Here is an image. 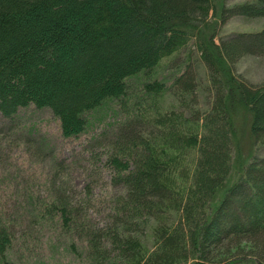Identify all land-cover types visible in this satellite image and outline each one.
I'll use <instances>...</instances> for the list:
<instances>
[{"label": "trees", "instance_id": "obj_1", "mask_svg": "<svg viewBox=\"0 0 264 264\" xmlns=\"http://www.w3.org/2000/svg\"><path fill=\"white\" fill-rule=\"evenodd\" d=\"M253 12L264 0H0V115L49 109L67 140L109 103L120 116L91 139L106 145L117 190L103 221L91 186L77 197L56 158L52 186L31 190L26 212L0 204V264H20L40 234L76 264H264V83L235 71L264 55V29L221 35ZM191 46L202 75L187 65L170 86L157 78ZM168 93L176 105L161 104Z\"/></svg>", "mask_w": 264, "mask_h": 264}, {"label": "rangeland", "instance_id": "obj_2", "mask_svg": "<svg viewBox=\"0 0 264 264\" xmlns=\"http://www.w3.org/2000/svg\"><path fill=\"white\" fill-rule=\"evenodd\" d=\"M252 0H228V5L245 3ZM252 16H236L222 26L221 35L237 32H258L264 29V13L253 12ZM194 46L182 49L174 56L163 60L158 67L157 78L168 85L174 83V77L185 72L187 65L203 74V65ZM237 74L255 84L264 83V55L246 56L235 66ZM203 82L205 78H202ZM131 86L139 81L133 79ZM164 106L176 105L175 98L169 93L161 102ZM119 107L109 103L103 109L90 116L88 133L80 138L64 139L61 137L59 122L49 109L34 106L23 108L17 117L8 119L0 115V204L3 209L21 216L26 212L31 190L45 195L55 178V161L62 162L60 177L70 176V184L76 190V196L86 195L87 186H91L90 196L94 197L92 215L95 221H103L108 196L117 190L111 183V171L104 166L106 149L94 147L91 139L104 135L108 137L113 129L108 122L120 120L116 114ZM105 113L107 114L105 116ZM257 156H264V146L255 148ZM47 237L41 234L29 241L28 249L22 253L20 264H38L40 259L45 264H76L71 255L63 252L62 247L55 249V254L47 243ZM20 253V254H21ZM19 264V262L17 261Z\"/></svg>", "mask_w": 264, "mask_h": 264}]
</instances>
